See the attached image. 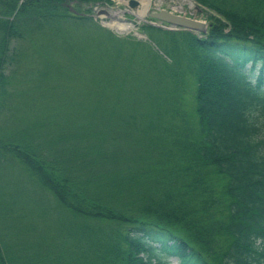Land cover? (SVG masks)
<instances>
[{
	"label": "trees",
	"instance_id": "obj_1",
	"mask_svg": "<svg viewBox=\"0 0 264 264\" xmlns=\"http://www.w3.org/2000/svg\"><path fill=\"white\" fill-rule=\"evenodd\" d=\"M110 1L0 0V170L59 207L35 242L0 192V264H264V0H196L205 32L142 23L166 54L143 70L83 6ZM93 30L128 59L78 88Z\"/></svg>",
	"mask_w": 264,
	"mask_h": 264
},
{
	"label": "rangeland",
	"instance_id": "obj_2",
	"mask_svg": "<svg viewBox=\"0 0 264 264\" xmlns=\"http://www.w3.org/2000/svg\"><path fill=\"white\" fill-rule=\"evenodd\" d=\"M191 2V3H190ZM140 4V3H139ZM135 5L133 7L128 5V0H111L110 2L97 3L94 5L83 4L84 8H89L92 15L96 14V11L100 8H107L109 12L112 13L113 18L105 15L103 12H99L95 15V20L97 22L110 29L112 33H114L117 37H125L131 40H138L139 43L135 50V61L131 64L133 67L140 66L142 70L144 65L142 64L146 62L150 67L157 65V63L153 62V60H157V53L162 55H166L164 53V49L160 46L156 38L153 35L148 36L144 28L141 27L142 23L146 21L144 19L138 18L133 12L137 10L140 5ZM192 5V6H191ZM148 7L150 10H155L159 7H163L169 10H172L177 13L185 14L188 16L195 17L205 22L206 29L210 21V15L215 14V12L204 5H201L196 0H149ZM146 19L153 20L154 22L160 23L162 25H167L165 22H159L155 19H152L146 16ZM119 22H130L133 24V27L128 30H120L114 25L106 26L101 22H109V21ZM101 21V22H100ZM70 27V26H69ZM69 29V33L73 38L78 37V33L81 30H73ZM172 29V28H168ZM74 31V34H73ZM200 32V31H197ZM205 32V31H203ZM47 35V30L41 32L38 36L33 37L32 45L35 46L39 44V39L45 41L49 37ZM85 36H89V41L84 47V63H81L82 59L76 61V78L70 81L75 87L81 88L90 82L89 77L87 79V75L90 73L95 74L98 69H111L115 74L117 71H123L126 66V61L128 57L126 53L130 51L128 47H123L118 52V59L113 60V45L110 44V41L103 35H101L97 30L90 31L89 33H85ZM29 45L31 42H28ZM130 45V44H129ZM146 46L147 54H144L142 50L143 46ZM32 54V59L29 61L34 64V58L37 56L34 54L33 50L29 51ZM154 54V55H153ZM55 56V55H54ZM125 58V61L124 60ZM152 57V58H151ZM147 58H151V61H146ZM115 67V68H114ZM148 68H145V72ZM256 73V69L253 70ZM56 76L55 73H53ZM83 77L85 78L83 80ZM91 84V82H90ZM69 85V83H67ZM192 84L188 83L186 90L183 91L182 96L186 100L190 97ZM74 90V87H70V92ZM68 100L77 98V95H70V93L65 95ZM191 100V99H190ZM191 102V101H189ZM188 102V105H189ZM15 166V165H13ZM9 178L11 181L6 182V179ZM0 192L5 194H13L15 195L19 192V196L15 197V201L13 202V210L17 213L21 214L23 217L24 224H33L34 232L32 233V241L39 242L40 239L44 240L47 236L45 234H53L52 229L57 225V203L52 196V194L45 188H41L39 185L34 183L29 176L26 175V172L18 165L14 168H8L6 170V175L3 176V171L0 170ZM7 183V184H4ZM4 184V185H3ZM1 198V197H0ZM59 209V207H58ZM18 229V227H15ZM22 229V227H20ZM17 233L15 232V235ZM22 239L29 240L31 238L30 235L23 234ZM170 264H176V258H169Z\"/></svg>",
	"mask_w": 264,
	"mask_h": 264
},
{
	"label": "water",
	"instance_id": "obj_3",
	"mask_svg": "<svg viewBox=\"0 0 264 264\" xmlns=\"http://www.w3.org/2000/svg\"><path fill=\"white\" fill-rule=\"evenodd\" d=\"M139 3V0H128V5L131 7L138 5ZM99 12H103L105 13V15L112 17V13L109 12L107 8H100L96 11V14H98ZM146 16L154 18L159 22H165L167 23V25H162L152 20H148L146 19ZM142 19L153 24L161 25L166 28H184L193 31H206V24L204 21L192 16L174 12L163 7H159L155 10H150L149 8H147ZM101 23L106 26H110V24H108L107 22L102 21Z\"/></svg>",
	"mask_w": 264,
	"mask_h": 264
},
{
	"label": "bare ground",
	"instance_id": "obj_4",
	"mask_svg": "<svg viewBox=\"0 0 264 264\" xmlns=\"http://www.w3.org/2000/svg\"><path fill=\"white\" fill-rule=\"evenodd\" d=\"M140 2V6L137 8V10L135 12H133L138 18L142 19L144 14H145V11L148 7V4H149V0H139ZM191 3V2H190ZM192 6V5H191ZM112 16V15H111ZM113 18V16L111 17V19ZM108 24L110 25H114L116 26L118 29H120L121 31L122 30H128L130 28L133 27V24L130 23V22H119L118 20L116 21H109L107 22ZM134 28V27H133Z\"/></svg>",
	"mask_w": 264,
	"mask_h": 264
}]
</instances>
